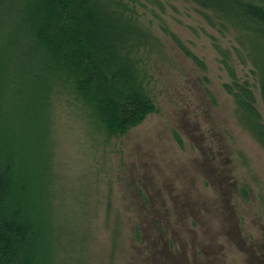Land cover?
<instances>
[{"label":"rangeland","instance_id":"obj_1","mask_svg":"<svg viewBox=\"0 0 264 264\" xmlns=\"http://www.w3.org/2000/svg\"><path fill=\"white\" fill-rule=\"evenodd\" d=\"M152 1L123 3L153 37L137 58L156 112L107 138L73 97L52 96L51 264H264V146L224 88L234 79L212 37L264 123L259 84L193 4Z\"/></svg>","mask_w":264,"mask_h":264},{"label":"trees","instance_id":"obj_2","mask_svg":"<svg viewBox=\"0 0 264 264\" xmlns=\"http://www.w3.org/2000/svg\"><path fill=\"white\" fill-rule=\"evenodd\" d=\"M183 1L221 36H232V47L250 66L264 102V0ZM126 8L123 0H0V264L53 261V94L73 97L107 138L125 135L156 112L137 58L153 37ZM11 19L13 25L5 22ZM7 29L10 34L14 29L11 38ZM212 38L234 79L224 88L240 120L264 146L252 88L237 81L230 50Z\"/></svg>","mask_w":264,"mask_h":264}]
</instances>
